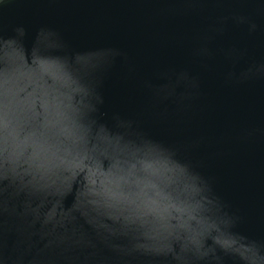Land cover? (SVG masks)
<instances>
[{
    "label": "water",
    "instance_id": "obj_1",
    "mask_svg": "<svg viewBox=\"0 0 264 264\" xmlns=\"http://www.w3.org/2000/svg\"><path fill=\"white\" fill-rule=\"evenodd\" d=\"M0 264H264V0H0Z\"/></svg>",
    "mask_w": 264,
    "mask_h": 264
}]
</instances>
